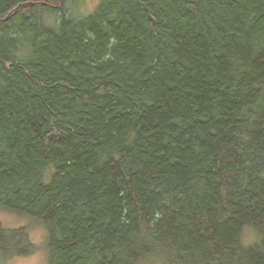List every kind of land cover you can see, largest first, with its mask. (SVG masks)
Instances as JSON below:
<instances>
[{
  "label": "trees",
  "instance_id": "16d2710c",
  "mask_svg": "<svg viewBox=\"0 0 264 264\" xmlns=\"http://www.w3.org/2000/svg\"><path fill=\"white\" fill-rule=\"evenodd\" d=\"M51 2L0 0V211L48 264H264V0Z\"/></svg>",
  "mask_w": 264,
  "mask_h": 264
},
{
  "label": "rangeland",
  "instance_id": "374dc122",
  "mask_svg": "<svg viewBox=\"0 0 264 264\" xmlns=\"http://www.w3.org/2000/svg\"><path fill=\"white\" fill-rule=\"evenodd\" d=\"M105 0H53L48 3L56 9L63 8L68 17L77 20L84 19L86 16L95 12ZM58 14L55 12H46L43 20L49 24H55ZM0 220L10 228L29 225L32 231V239L36 244V250L29 255L0 256V264H48V249L46 246L47 230L37 222H32L27 218H22L14 213L0 211ZM254 234L249 233L246 236L247 242L254 240ZM142 264H165L160 259H149Z\"/></svg>",
  "mask_w": 264,
  "mask_h": 264
}]
</instances>
